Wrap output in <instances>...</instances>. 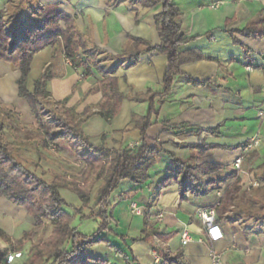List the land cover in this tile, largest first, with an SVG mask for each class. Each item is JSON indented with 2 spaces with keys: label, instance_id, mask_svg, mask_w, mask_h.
Segmentation results:
<instances>
[{
  "label": "crops",
  "instance_id": "obj_1",
  "mask_svg": "<svg viewBox=\"0 0 264 264\" xmlns=\"http://www.w3.org/2000/svg\"><path fill=\"white\" fill-rule=\"evenodd\" d=\"M108 2L39 0L41 5H56L66 15L75 18L81 31L112 55L121 54L124 50L135 52L138 47L131 38L144 39L152 45L160 44L155 17L162 12L161 5L147 7L128 2L109 6ZM173 2L181 12L178 21L183 34L192 39L178 50L182 57L181 73L175 77L171 92L166 96L157 95L152 101L148 99L164 91V77L170 64L167 55L142 52L139 63L134 67L129 68L126 64L109 67L114 71L119 91L124 95L119 114L110 122L94 114L82 125L94 145L119 151L130 144L145 142L163 152L150 170L146 184L138 187L130 180H124L110 197L116 223L111 224L113 233H106V237L135 258L134 264H155L154 246L163 252L182 256L187 264L211 263L210 247L202 231L198 211L220 204L225 191L235 181L227 178L233 172L234 160L255 135L260 137L261 147L247 156L243 169L246 170L248 164L250 168L262 171L257 182L260 186L264 182V120L257 117L264 109V37L240 33L251 26L264 28V0ZM7 3L8 0H0V10L5 9ZM54 50L55 46H48L34 56L28 80L29 91H34L35 81L52 62ZM56 71L59 75L47 85L53 99H69L68 107L76 108L81 117L88 107H93V111L99 110L102 92L87 95L102 80L97 71L83 78L84 68L73 67L63 55L59 57ZM19 77L17 65L0 60V96L17 94ZM21 99L10 100V105L16 106L6 107L15 109L19 119L33 125L37 134V120L27 102L17 106ZM150 106H154L151 125L143 136L140 125L148 117ZM169 154L188 164H218L225 169L203 176L199 171L195 172L203 184L210 183L204 194H195L174 179L163 186L160 182L170 174L167 170L171 161ZM220 180L224 181L221 183ZM60 192L70 205L82 207L83 203L76 194L67 190ZM95 195L90 209L97 204ZM120 195L124 196L123 200H119ZM247 200L246 190L242 187L239 200L225 213V220L220 223L226 239L215 248L223 255L222 264H264V228L255 218L264 214V195L256 201L255 207L259 211L253 210ZM133 205L142 213L135 212ZM160 210L164 211V216L158 220L156 214ZM145 213H148V218ZM77 218L80 219L77 216L73 223ZM94 221L99 225V220ZM34 227L35 222L24 207L0 195V228L8 236L19 240ZM185 230L192 234L193 241L183 247L181 235ZM51 233L50 225L45 240ZM146 234L151 236L149 241H133L144 238ZM30 247L31 243H28L22 250L17 249V245L11 249L0 237V264H7L5 252L15 251H22L23 257L11 264H25L30 257ZM88 253L92 258L107 260L108 264H125L114 249L103 243L90 247Z\"/></svg>",
  "mask_w": 264,
  "mask_h": 264
},
{
  "label": "trees",
  "instance_id": "obj_2",
  "mask_svg": "<svg viewBox=\"0 0 264 264\" xmlns=\"http://www.w3.org/2000/svg\"><path fill=\"white\" fill-rule=\"evenodd\" d=\"M128 2L147 7L162 6V12L155 17L161 40L159 45H152L144 39L131 38L138 47L135 52L124 50L121 54L112 55L96 45L90 36L81 31L75 18L66 15L56 5L43 6L39 0H8L6 8L0 10V60L14 63L20 68L18 95L27 102L37 120V132L42 138L39 143L48 147L64 140L67 145L78 147L76 151L80 153V158L86 165L83 185L78 181L69 180L66 173L56 174L53 181H46L43 175L33 172L20 159L14 144L5 138V119L14 120L15 116L12 110L0 106V195L15 205L24 207L35 222V227L25 232L19 240H13L1 228L0 237L11 249L17 245V249L22 250L31 243L30 257L25 264H108L107 260L92 258L88 253L90 247L101 243L114 249L125 264L136 262L135 258L113 245L106 237V233H113L111 224L116 223L112 216L110 197L124 180H130L138 187L146 184L150 179V170L163 152L145 142L141 143L140 147L133 149L126 146L119 151L107 149L102 145L97 146L91 143L82 125L94 114L108 122L119 114L124 95L119 91L118 79L109 67L113 64L134 67L139 63L142 52H158L168 56L170 67L164 77L165 89L161 94H153L148 99L152 101L157 95H168L175 77L181 73L179 67L182 57L178 50L192 38L183 34L178 21L181 12L173 0H109L108 3L109 6H120ZM240 33L264 37V28L251 26ZM48 46H55L52 62L44 68L41 76L35 81L34 91L31 92L28 89L31 63L34 56ZM61 55L70 61L73 67L84 68L83 78L92 76L94 71L102 76V80L87 93L89 95L102 92L103 100L98 106L99 110L93 111V107H88L81 117L76 108L68 107L69 99L57 101L52 98L47 85L59 75L56 66ZM153 110L154 106H150L148 117L140 125L143 136L151 125ZM169 155L171 161L167 170L170 174L160 182L163 186L174 179L195 194H204L207 193L210 183L203 184L202 178L197 177L195 172L199 171L203 176L225 169V166L218 164H188L174 154ZM227 178H234L235 181L227 188L220 204L215 208L230 211L239 200L242 186L241 177L235 172H231ZM99 181H102V184L97 191V204L90 209L92 190ZM223 181L220 180L221 183ZM61 189L74 191L82 201V207L70 205L62 197ZM123 199L124 196L120 195L119 200ZM87 209H90L88 213L85 212ZM77 216L82 221L99 220L98 228L92 234L80 232L73 226ZM145 217L148 218V213H145ZM255 218L260 221V227L264 228V214ZM224 220L225 216L218 214V223ZM45 223L52 226L50 237L41 243L35 242ZM150 238V234H146L144 238H136L133 241H149ZM68 245L70 248H67ZM154 250L162 256L161 264H187L180 255H170L156 246ZM8 253L5 252L6 255Z\"/></svg>",
  "mask_w": 264,
  "mask_h": 264
},
{
  "label": "rangeland",
  "instance_id": "obj_3",
  "mask_svg": "<svg viewBox=\"0 0 264 264\" xmlns=\"http://www.w3.org/2000/svg\"><path fill=\"white\" fill-rule=\"evenodd\" d=\"M16 93L17 94H15L14 96L9 93L6 96H0V106H16L15 104L10 105V100L16 101L15 98L19 97L18 89ZM23 102L26 103L24 99H21V101L18 102L17 106H23ZM10 110H12V108ZM13 112L15 116L14 120L9 118L5 119V124L3 127L4 136L7 140L11 141L14 144L20 159L33 172L38 175H43L44 179L48 182L53 181L56 174L66 173L69 180L78 181L83 185L82 181L85 175L86 165L85 162L80 158V153L76 151L78 147H71L70 145H67L64 140H59L57 145L50 144L48 147H43V145L39 143L42 138L38 133H34V126L26 124L23 120H20L15 109ZM27 141H30V143L26 144ZM245 172L247 173V175L241 176V186L246 190V196L248 198L247 201L252 206L253 210L259 211V209L255 207V205L256 201L258 199H261V197L264 195V182L262 181L261 186L255 188L252 186V184L259 180V177L262 176L260 174L262 171H257V168L254 167L250 168V165L247 164ZM101 184L102 181L96 183L95 187L92 190L91 198H93V194L97 195V189H99ZM61 190H67L71 193L76 194L72 190ZM96 195L95 198L97 199ZM215 210L217 211V214H221L223 216H225V213L227 212V210L224 209L215 208ZM49 226V224L45 223L43 230L35 238V242L41 243L45 241L44 237L47 236ZM73 226L84 234H91L96 230L98 224L93 219L82 222V220L77 218L73 223ZM208 246L210 247L209 244ZM18 264H20V262H18Z\"/></svg>",
  "mask_w": 264,
  "mask_h": 264
},
{
  "label": "built area",
  "instance_id": "obj_4",
  "mask_svg": "<svg viewBox=\"0 0 264 264\" xmlns=\"http://www.w3.org/2000/svg\"><path fill=\"white\" fill-rule=\"evenodd\" d=\"M263 91H264V87H263ZM257 117L260 121L264 120V109L259 111ZM129 146L134 149L140 147L141 143H133L130 144ZM260 147H261V139L258 135H255L254 137L250 138L246 142V144L241 148V152L239 156L234 160L232 164L233 172H235L238 177H241L242 175H247V173L243 169V162L247 158V156L258 150ZM252 186L254 188L259 187L260 183L256 181L252 184ZM132 209L137 213H142L140 208H138L135 205L132 206ZM198 215L201 220L202 231L205 233L207 242L210 245L209 248L210 259H211L210 264H222L223 255L221 252L217 251L215 246L216 244L223 242L226 239V234L223 228L221 227V225L217 221L218 218L217 211L215 210V208L204 209L198 211ZM163 216H164V211L160 210L156 214V219L161 220ZM192 241H193L192 234L187 230L183 231L181 235V245L185 247L188 244H190ZM153 251H154L153 255L155 259V264H161L163 261L162 256L156 250ZM167 253L171 255L170 251H167ZM22 257H23L22 252H11L6 256L7 264H11L15 260L20 259Z\"/></svg>",
  "mask_w": 264,
  "mask_h": 264
}]
</instances>
